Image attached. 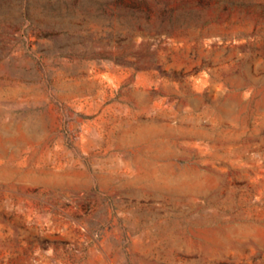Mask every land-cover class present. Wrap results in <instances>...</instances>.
Returning a JSON list of instances; mask_svg holds the SVG:
<instances>
[{"label": "rangeland", "instance_id": "obj_1", "mask_svg": "<svg viewBox=\"0 0 264 264\" xmlns=\"http://www.w3.org/2000/svg\"><path fill=\"white\" fill-rule=\"evenodd\" d=\"M0 264H264V0H0Z\"/></svg>", "mask_w": 264, "mask_h": 264}]
</instances>
